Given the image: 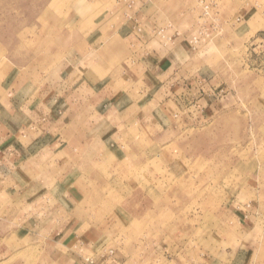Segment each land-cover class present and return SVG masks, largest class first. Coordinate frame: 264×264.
<instances>
[{
    "label": "rangeland",
    "instance_id": "obj_1",
    "mask_svg": "<svg viewBox=\"0 0 264 264\" xmlns=\"http://www.w3.org/2000/svg\"><path fill=\"white\" fill-rule=\"evenodd\" d=\"M144 6L159 9V28L146 26ZM115 15L134 22L135 36L147 31L160 55L180 47L182 79L213 90L220 106L209 113L184 109L175 118L173 104L154 105L141 62L121 75L123 65L101 58L104 48L93 44L116 34L114 21L105 25ZM117 92L142 105L127 129L112 128L104 108ZM0 101L2 113L13 102L30 105L38 124L26 146L69 123L70 147L96 150L86 158L100 160L94 169L104 187L87 189L93 217L80 227L93 230L95 241L85 244L81 264H264V209L254 213L251 202V187L264 180V0H0ZM97 103L101 117L84 123L89 135H76V115L92 116L88 105ZM47 113L56 122H41ZM139 116L148 121L135 122ZM33 176L50 183L42 172ZM29 191L21 200L35 193ZM36 196L17 224L27 226L36 215L37 236L23 233L13 243L0 235V264H76L75 242L65 251L49 249L54 240L46 228L67 219H54V203ZM8 208L12 215L16 207ZM76 215L67 218L77 224Z\"/></svg>",
    "mask_w": 264,
    "mask_h": 264
},
{
    "label": "crops",
    "instance_id": "obj_2",
    "mask_svg": "<svg viewBox=\"0 0 264 264\" xmlns=\"http://www.w3.org/2000/svg\"><path fill=\"white\" fill-rule=\"evenodd\" d=\"M154 11H156V14H154ZM154 11H151L149 6L141 8V17L143 16L142 18H144L145 16L144 20L148 28L150 26L153 27L156 22L157 24L154 28L160 27L158 25L160 20L155 18L160 15V11L159 9ZM127 18L124 20L121 17V19L118 20L115 15L114 18L111 16V18L106 21L105 25H110L113 21L115 22L112 27L113 30L116 31V34H114L113 37H109L108 40L104 42L102 41V37L97 38L93 42V44H95V42L100 43V48H104L102 52H100V57L103 59L116 60L118 64L120 62V65H123L122 70L124 69V71H119L121 75L126 74L127 69L133 65L132 63L134 60L137 61V63L141 62L140 66L143 68V74H146V76L152 79L150 81V87L152 88L151 91L155 94L151 102H154V105L156 104L158 108H163L167 106L168 103L173 104L177 108L176 111H174L176 113L174 116L175 118H180V114L182 113L181 110L184 109H195V112L198 113L215 111L220 106V103L223 102V98H219L220 96L214 93L213 90H208L204 87H195V85H192L193 82L186 81V78L182 79L183 75L179 67L181 68V57H185L182 53L184 51H182L180 47H176L171 53L160 55L163 50H158L156 47L152 46V42L149 41L151 37L148 35V32L145 30L147 35L141 38L135 36L133 34L134 31L132 32L134 29V22ZM123 30H125V32L127 30L128 36H124ZM134 36L136 38H133ZM137 45L140 47H137ZM137 48L144 50L146 54H136ZM149 89L150 88L147 90L145 89V92H149ZM138 92H141V90ZM128 97L129 95L125 96L123 93L117 92L109 98L108 104L104 106V108L109 107V118H111V122L114 123L112 128L118 129L123 126L127 129L134 121L130 113L136 110V108H142L140 101L134 102L129 100ZM166 98H169L168 101H166ZM87 104L83 103L78 108L84 109ZM10 106V110H5L3 113L0 111V235H3L4 238L12 237L13 243L20 241L21 234L23 233L28 236L29 240H34L38 230L36 215H30L28 218V225L26 226L25 224H17V221L20 222L18 212H20V209L24 210L25 203H28L29 211H31L32 207L38 203L35 196L37 194L42 195V199L54 203V219L60 214V217L67 219L66 223H61V221L57 220V224L54 221L52 225L46 228V233L53 237L51 241L54 240V247L52 246V248L49 249H52L54 252H56V249L65 251L68 250V246L75 242L77 245L73 247L76 248L77 251L73 255V260H75L76 264H81L84 260L85 244L90 241V243H88V245H90L95 241V233L93 230H84L83 227H80L82 224L80 222L86 219H92L93 217V208H91L92 201L87 198V189L90 187H104L100 182L97 183V177H99V175L94 169L97 162L100 163V160L86 158L87 156L91 157L97 155L96 150L91 148H88V150L78 148L73 150V147L69 145V135H72V133H69L67 130L70 127L68 126L69 123L66 127L63 125V132L53 135H42L40 140H38L39 137H35L32 140L34 142H30L28 146H26L22 141L26 139V136L30 137V131L37 127V118L31 112L30 105L28 107L26 102L16 104L13 102ZM100 106L101 103L88 105V108L91 109L90 112H92V116H86L84 113H78V115H76L77 123L80 125L76 128V135H82V138L83 135H89V132L84 128V123H90L92 120H98L101 117L100 113H98ZM147 106H143V108H147ZM158 108L157 110H159ZM3 115L6 118L5 120L3 119ZM21 116L23 120L20 122ZM44 117L45 119L41 121L43 123L44 121L48 122L47 124L51 121L56 122L55 118L49 113ZM139 117L140 118L135 122L144 123L148 121V119L146 121L142 116ZM14 118H16V120H14ZM11 119L12 123L9 121ZM66 119H68V117ZM33 120L35 121L33 122ZM65 122V120L62 121V123ZM28 132L29 135H27ZM126 134L127 133L111 132L109 135ZM45 139L51 140L52 143L50 142L46 147L43 145L39 148L35 147L37 141ZM63 145L65 146L61 147ZM111 154L114 155L110 156L118 158L116 153ZM123 165L121 171L125 169V164ZM39 166L43 167L38 169ZM40 172L44 173V177L50 181V183H45L43 181L38 182L34 179L33 173H35L36 176L37 173ZM256 182L257 183H254L253 187H251V202H253L254 205V213H261L262 209H264V180L260 181V179H258ZM28 188L30 190L29 193L31 189L35 190V193H32L28 199L21 200L24 189ZM89 202L90 205L87 204ZM10 203L16 207L13 209L14 212L12 215L8 213V204ZM87 205L90 208L87 207ZM70 211L76 212L77 215L75 218L77 224L75 223L76 221L71 222L68 220V218H70ZM258 218L260 219V217ZM33 219H35V221ZM95 219H97V217ZM114 262L116 264L118 263L116 260H114Z\"/></svg>",
    "mask_w": 264,
    "mask_h": 264
},
{
    "label": "built area",
    "instance_id": "obj_3",
    "mask_svg": "<svg viewBox=\"0 0 264 264\" xmlns=\"http://www.w3.org/2000/svg\"><path fill=\"white\" fill-rule=\"evenodd\" d=\"M205 9H206V15L208 16L210 14V8H209V6H206Z\"/></svg>",
    "mask_w": 264,
    "mask_h": 264
}]
</instances>
